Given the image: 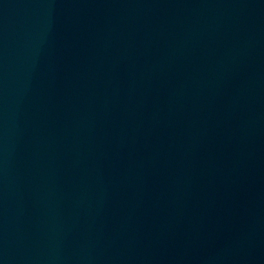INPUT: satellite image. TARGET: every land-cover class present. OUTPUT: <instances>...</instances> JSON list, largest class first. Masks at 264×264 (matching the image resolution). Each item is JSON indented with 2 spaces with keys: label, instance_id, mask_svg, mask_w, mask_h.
Masks as SVG:
<instances>
[{
  "label": "water",
  "instance_id": "obj_1",
  "mask_svg": "<svg viewBox=\"0 0 264 264\" xmlns=\"http://www.w3.org/2000/svg\"><path fill=\"white\" fill-rule=\"evenodd\" d=\"M0 264H180L26 0H0Z\"/></svg>",
  "mask_w": 264,
  "mask_h": 264
}]
</instances>
